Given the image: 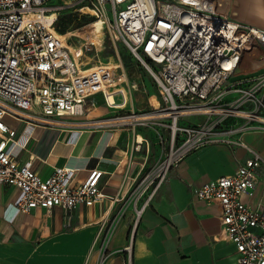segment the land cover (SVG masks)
<instances>
[{
    "label": "built area",
    "instance_id": "2783aa9c",
    "mask_svg": "<svg viewBox=\"0 0 264 264\" xmlns=\"http://www.w3.org/2000/svg\"><path fill=\"white\" fill-rule=\"evenodd\" d=\"M66 13L88 25L101 21L103 38L127 47L160 93L162 106L152 111L163 117L153 120L169 121L167 156L133 181V228L170 168L188 153L208 144L240 146L249 157L232 174L195 186L193 194L220 204L221 230L234 246V264H264V206L242 201V195L253 194L256 168L263 163L242 135L264 132V69L237 77L244 53L264 49V30L232 20L217 0H0V185L20 190L18 210L58 206L71 213L79 205L91 206L104 198L98 186L102 170H90L80 184H73L75 170L69 167L41 178L30 161L20 163L13 155L9 140L16 130L4 122L5 115L20 122L91 127L150 121L127 120L136 113H122L125 106H107L106 114L90 116L92 96L101 94L105 101L104 91L124 79L115 74L119 67L110 69L100 60L82 70L81 59L57 35L58 19ZM82 47L88 51V44ZM191 116L200 119L182 123ZM231 118L242 121L226 123ZM126 249L130 254L131 245Z\"/></svg>",
    "mask_w": 264,
    "mask_h": 264
},
{
    "label": "crops",
    "instance_id": "0c3cea01",
    "mask_svg": "<svg viewBox=\"0 0 264 264\" xmlns=\"http://www.w3.org/2000/svg\"><path fill=\"white\" fill-rule=\"evenodd\" d=\"M217 2L232 20L264 30V0ZM263 69L264 49L253 47L244 53L237 77ZM114 91H104L108 106H126L129 97ZM92 100L95 108L90 116L108 112L101 94ZM3 119L16 130L9 143L14 142L12 153L18 162L30 161L41 178L56 167L72 168L73 184H80L90 170L100 169L98 186L104 198L91 206L79 205L71 213L58 206L22 212L16 207L20 190L0 185V264H234V246L221 230L220 204L197 199L193 188L232 174L249 157L244 148L208 144L188 153L170 168L133 228V181L153 159L146 132L132 126L20 122L11 115ZM241 121L231 118L226 123ZM242 139L263 159L256 168L253 194L242 195V201L254 208L264 206V132L249 130Z\"/></svg>",
    "mask_w": 264,
    "mask_h": 264
},
{
    "label": "rangeland",
    "instance_id": "374dc122",
    "mask_svg": "<svg viewBox=\"0 0 264 264\" xmlns=\"http://www.w3.org/2000/svg\"><path fill=\"white\" fill-rule=\"evenodd\" d=\"M58 25L65 31L62 33L65 34L63 39H69L70 44L68 45H70L72 51L74 50L75 56L82 58L85 63L88 62L81 65H85L86 68L94 67L97 64V60L110 65L122 64L116 69L115 74L120 77L118 79H124V81L120 85H118L119 82L116 83L115 87L110 89L122 90L124 87L129 101L122 113L129 114L130 109H133L136 114L147 113L162 106L157 87L149 71L140 61L134 58L122 42L116 41L114 44L107 36L105 38L102 37L103 33L100 31L101 22L88 25L83 19H78L77 15L66 13L59 17ZM84 43L93 44L90 50L85 51V54L82 47ZM133 84H136L135 89L131 88ZM105 106H107L106 102ZM105 106L103 110H107ZM196 119L200 118L191 116L182 118V121L193 123L196 122ZM157 122H161L163 125H159ZM168 122L166 119L150 120L147 124L136 126V129L146 132L152 147L153 154H151V157L153 159L148 169L155 168L167 156L170 144V131L165 125ZM160 148L161 154L158 156ZM157 156L158 158H156ZM134 221L135 213L132 217V222Z\"/></svg>",
    "mask_w": 264,
    "mask_h": 264
},
{
    "label": "bare ground",
    "instance_id": "6f19581e",
    "mask_svg": "<svg viewBox=\"0 0 264 264\" xmlns=\"http://www.w3.org/2000/svg\"><path fill=\"white\" fill-rule=\"evenodd\" d=\"M219 8H220V10H224V11H226V9H225V7H223V4H219ZM96 22H101V21H96ZM95 23V22H94ZM101 24H102V22H101ZM57 35H58V37L62 40V42L64 43V44H66L67 46H68V48H69V50H70V52H71V54L74 56V52L72 51V49L70 48V45H68V44H70L69 42H67V38H66V40H64L63 39V37L65 36V34H62V33H57ZM73 46H75V45H73ZM91 49V46L88 44V50H90ZM85 52V51H84ZM74 58L76 59V60H78L75 56H74ZM84 69H87V68H83L82 70H84ZM116 83H118V82H116ZM120 83V82H119ZM122 91V94L125 96V97H127V94H126V92H125V90H121ZM105 96V95H104ZM105 100H106V98H105ZM107 106H108V104H107ZM163 117V115H161V113L159 112V111H152V112H147V113H141V114H135V115H133V116H130V118L129 119H127V120H141V121H149V120H153V119H158V118H162ZM169 161H170V159H168V160H166L163 164H162V167H166V165L169 163Z\"/></svg>",
    "mask_w": 264,
    "mask_h": 264
},
{
    "label": "trees",
    "instance_id": "16d2710c",
    "mask_svg": "<svg viewBox=\"0 0 264 264\" xmlns=\"http://www.w3.org/2000/svg\"><path fill=\"white\" fill-rule=\"evenodd\" d=\"M57 31L60 32V33H64L65 32L59 25L57 26Z\"/></svg>",
    "mask_w": 264,
    "mask_h": 264
}]
</instances>
